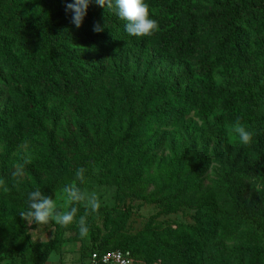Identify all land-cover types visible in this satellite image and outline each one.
<instances>
[{"label": "rangeland", "instance_id": "obj_1", "mask_svg": "<svg viewBox=\"0 0 264 264\" xmlns=\"http://www.w3.org/2000/svg\"><path fill=\"white\" fill-rule=\"evenodd\" d=\"M7 1L15 7L24 8V16L29 23L42 19V14L44 19L49 20L51 10L56 17L54 24L61 25V29L54 31L60 36L62 44L71 51L75 50L84 59L83 63L89 62L91 65L92 69L86 76L90 79L88 85L97 92L111 93L113 98L119 96L121 102L116 104L112 118L103 128L108 131L112 146L108 145L109 149L105 147L91 163L85 172V182L80 185L83 190L97 192L101 198L99 211L87 216L89 235L81 239L75 222L68 228H62L54 221L48 225H28L19 217L26 207H13L8 201V191L4 192L0 187V205L6 206L0 225V264H49L50 256L57 259V264H90L88 254L99 244L92 241L94 226L99 228L101 241L117 229L136 235L147 223L158 228L163 235L178 231L187 245L188 264H261L247 259V252H264V180L260 177L245 181L240 189L242 198L253 202L258 209V217L253 225L257 233L254 234L253 228L244 226L225 228L228 208L218 196L201 209L180 207L174 212L165 213L167 209L161 201L163 193L155 182L145 186L137 197L128 196L127 193L123 195L121 180L107 162L108 153L116 149V142L131 135L135 123L130 111L140 108L149 116L158 108L166 115L164 121L154 123L148 131L145 132L146 129L142 127V138L154 146L150 156L169 161L173 151L178 148L185 149L188 158L202 155L208 159V167L201 177L205 189L229 171L250 168L256 159V152L264 155V105L259 111H253L246 104L231 105V102L220 97L226 92L243 90L234 85L238 81L250 88L254 99L263 98L264 101V20L262 24H255L253 19L247 22V14H240L246 33V51L240 58L237 51L221 45L225 35L214 41L201 27V24L207 25L217 8H222L221 5L229 9L243 6L253 9V5L248 0H145L150 18L158 21V31L151 36L135 37L129 41L123 37L124 32L117 33L118 41L111 46L110 52L103 49L96 53L94 49L80 51L70 44L81 36L104 37L105 40L108 34L93 32V24L98 22L101 25L104 17L112 18L116 15L114 10L101 8L93 0L82 26L76 28L70 23L71 16L65 13V2L71 3L73 0H63L62 14L52 9V0ZM240 1L245 5L237 7ZM220 11L216 14H220ZM178 32H184L185 39L193 44L191 50L186 49L185 44L183 52L178 54L175 45L179 41L175 39L170 41L173 44L170 49H162L160 43ZM22 43L19 39L0 36V47L5 48L10 60L5 63L0 56V179L4 180L7 188L24 183L35 187L49 182L51 176L45 163L53 161L51 151L55 149L63 157L65 170L75 175L74 164L58 140L65 131L79 130L93 138L96 125L100 124L97 114L100 108L87 107L85 114L70 98H49L34 88L31 80L36 71L22 59L19 51ZM218 43V48L223 50L214 52L213 47L216 49ZM207 51L212 61L219 60L211 73H206L207 64L202 61ZM45 57L43 53L37 56V61ZM22 67L25 69L22 72L24 78L11 75L12 68ZM118 85H121L120 90L116 88ZM208 93H217L215 96L218 99H210ZM27 101L30 103L28 106H33L40 113L27 111L23 117L21 110ZM176 109L179 116L174 115ZM237 119L253 132L250 145H242L238 135L233 132L232 126ZM39 120H42L40 124ZM14 121L21 131L17 143L6 134ZM18 168L21 174L13 176ZM189 197L196 200L198 195ZM53 200L58 210H65L62 188L54 191ZM74 206L79 208L78 221L85 214V209L83 205ZM214 226L217 234L213 240L223 243L224 250L221 252L215 250L211 240L204 239ZM224 229L233 234L234 240L227 241L221 235ZM105 243L103 241L102 245ZM242 252V261H238ZM133 262L171 264L160 257L142 254L134 256Z\"/></svg>", "mask_w": 264, "mask_h": 264}, {"label": "trees", "instance_id": "obj_2", "mask_svg": "<svg viewBox=\"0 0 264 264\" xmlns=\"http://www.w3.org/2000/svg\"><path fill=\"white\" fill-rule=\"evenodd\" d=\"M248 1L253 5V9H246L242 1L239 2L237 7L243 6V8L229 9L225 5H221L222 8H217L216 10V13L221 10L220 14H212L206 26L201 24V27L207 31L214 41H217L219 36L225 35L222 40L224 43L221 45L228 46L233 52L237 51L239 58L246 51V33L241 24L240 14H247L249 16L247 22H251L250 20L253 19L255 24H262L264 20V0ZM52 2L54 5L52 9H57L61 13L63 0H52ZM172 3H175V1ZM25 14L24 8L15 7L7 0H0V36L19 39L20 42H23L19 51L27 65L32 66L33 71H36V75L31 80L34 88H37L49 98L57 96L70 98L71 102L76 107L79 106L80 111L85 114L89 107L101 109V111H97L100 124L96 125L93 138L79 130L77 132L65 131L58 140L69 159L73 162L74 171L82 166L87 171L91 167V163L95 162L100 156L101 151L108 145L109 147L112 146L107 134L108 131L103 128L107 127L108 121L116 110V104L121 101L119 96L113 98L111 93L100 90L97 92L88 85L90 79L86 76L88 71L92 69L91 65L89 62L83 63L84 59L79 57L75 50L71 51L69 47H65L62 44L60 36L54 31L56 28L61 29V25L54 24L56 17L51 10L49 11V20L47 18L44 19L42 14V19L39 18L41 21L36 20L34 23H29L24 16ZM68 14L71 16V13ZM101 26L103 27V32L108 34L105 40L104 37L81 36L70 45L81 49L80 51H91L94 49L96 53H100L104 49V52H110L111 46L118 41L117 33L121 34L124 32L123 37L127 41L135 38L125 34L124 22L116 15L112 18L104 17L101 20ZM173 39L179 41V44L175 45V51L178 54L183 52V45L186 44V49L189 50L193 46V44L188 42V39H185L184 32H178L164 39L160 43L161 48L164 50L170 49L173 45L170 44V41ZM218 47H220V43H218L216 49L215 46L213 47L214 52L223 50V48ZM43 53L46 57L37 61V56ZM0 56L5 63L10 62L8 53L2 46L0 47ZM211 58L207 51L202 60L203 63L207 64L206 73H211L219 63V60L212 61ZM12 62L14 63V60ZM15 65L17 66V64ZM24 70L23 67L21 69L12 68L11 75L22 79L24 78L22 73ZM234 85L242 87L243 90L232 93L225 91L226 94L224 93L220 97L227 102H231V105L246 104L253 111H259L264 105L263 98L254 99L250 88L246 84L237 81L234 82ZM117 87L119 90L121 89V85ZM215 94L208 93L207 95L210 99H214L217 98ZM28 101L24 102V109L21 110L22 116L24 117L27 111L40 113L33 106H28L30 104ZM168 114L171 116V112ZM174 115H180L178 109L174 110ZM130 116L135 123L130 137L120 138L116 142V149L108 153L109 157L107 160L121 180L122 189H124L123 195L128 194V196L137 197L145 186L155 182L161 187V192L163 193L161 201L167 209L165 213L174 212L180 207H197L201 209L218 196L223 199L224 205L228 208L225 217L227 227L225 228L238 229L244 226L253 228V233H257L255 226H253L258 217L257 206L253 202L243 199L240 189L245 181L255 177H260V179L264 180V155L261 152H256V159L250 168L243 171H229L227 175L219 177L211 187L205 189L201 177L204 170L208 167V159H204L202 155L188 158L187 151L178 148L173 151L172 158L169 161L157 160L155 156H150L154 146L150 141H144L142 138L141 135L144 133L142 132V127L146 129V132L154 123L164 121L166 115L163 114L161 109H156L152 116H149L140 108L137 111H130ZM41 121L39 120L38 124ZM12 123L13 126L6 134L17 143L20 140L21 131L19 132L17 122L14 121ZM141 124L143 125L141 126ZM51 155L54 162L47 161L45 163V167L51 176L49 182L35 187H30L28 183L8 186V201L13 207L23 206L27 208L28 194L37 188L53 199L56 189L63 188L74 179V175L63 167L61 153L55 149L51 151ZM9 183L7 182V184ZM192 195H198V198L191 200L189 196ZM5 207V204L0 205V225L6 211ZM214 227L208 230L204 239L211 240L215 250L221 252L224 250V246L219 240L214 242V235L216 236L217 234L216 226ZM93 229L92 241L94 244L96 242H99V244L88 255L91 252L106 253L121 250L129 251L132 258L142 254L160 257L171 264L190 263V260L186 258L188 255L187 245L178 231L163 235L158 228L153 227L151 223H147L143 230L136 235H129L117 229L100 241L99 228L94 226ZM221 235L227 241L234 240L233 234L226 229L222 230ZM103 241H106V243L102 245ZM109 245H111L110 248H108ZM33 250L35 251V247H33ZM247 254V259L251 258V260L254 259L255 263L262 262L261 264H264V252L251 251L247 252ZM242 255H244V252L240 253L238 261H242Z\"/></svg>", "mask_w": 264, "mask_h": 264}, {"label": "clouds", "instance_id": "obj_3", "mask_svg": "<svg viewBox=\"0 0 264 264\" xmlns=\"http://www.w3.org/2000/svg\"><path fill=\"white\" fill-rule=\"evenodd\" d=\"M93 0H73L65 2V13H71L70 23L80 28L87 14L89 4ZM94 3L101 8L114 10L116 16L124 22L125 31L129 36L142 38L153 35L158 31V21L150 18L149 6L145 0H94ZM93 32L103 31V27L94 22ZM232 130L238 135L242 145H250L252 142L253 132L246 129L244 125L237 122L232 126ZM84 167H79L74 175V179L62 188L65 196V210L60 211L56 202L51 196L43 194L38 188L31 191L27 198V208L19 213V217L28 225H48L51 222L68 228L74 222L77 223L79 236L81 239L89 235L87 226V216L91 213H97L101 207L100 195L95 191L83 190L80 185L85 182ZM20 170L13 173V176L20 175ZM0 187L4 192L8 191L4 180L0 179ZM74 205H83L85 214L76 221L79 208ZM49 264H57V259L50 256Z\"/></svg>", "mask_w": 264, "mask_h": 264}, {"label": "built area", "instance_id": "obj_4", "mask_svg": "<svg viewBox=\"0 0 264 264\" xmlns=\"http://www.w3.org/2000/svg\"><path fill=\"white\" fill-rule=\"evenodd\" d=\"M90 264H134L129 251L114 250L106 253L91 252Z\"/></svg>", "mask_w": 264, "mask_h": 264}]
</instances>
